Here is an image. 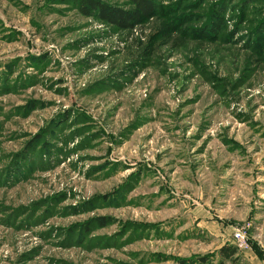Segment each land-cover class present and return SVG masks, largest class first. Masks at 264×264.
<instances>
[{
    "label": "rangeland",
    "instance_id": "rangeland-1",
    "mask_svg": "<svg viewBox=\"0 0 264 264\" xmlns=\"http://www.w3.org/2000/svg\"><path fill=\"white\" fill-rule=\"evenodd\" d=\"M77 1L0 0V264H264V0Z\"/></svg>",
    "mask_w": 264,
    "mask_h": 264
},
{
    "label": "trees",
    "instance_id": "trees-1",
    "mask_svg": "<svg viewBox=\"0 0 264 264\" xmlns=\"http://www.w3.org/2000/svg\"><path fill=\"white\" fill-rule=\"evenodd\" d=\"M128 1L132 4V8L111 5L100 0H78L77 5L84 14L97 12L103 20L122 29L134 28L136 25L153 18L158 14L159 4L156 0ZM103 219L104 218H97L93 221L97 222ZM235 252V247L229 244H225L219 249L220 255L226 257L234 254ZM182 262L185 264V261Z\"/></svg>",
    "mask_w": 264,
    "mask_h": 264
},
{
    "label": "built area",
    "instance_id": "built-area-1",
    "mask_svg": "<svg viewBox=\"0 0 264 264\" xmlns=\"http://www.w3.org/2000/svg\"><path fill=\"white\" fill-rule=\"evenodd\" d=\"M236 237L238 238V240H239L241 243L245 242L244 236H243V234H242L241 232H237V233H236Z\"/></svg>",
    "mask_w": 264,
    "mask_h": 264
}]
</instances>
